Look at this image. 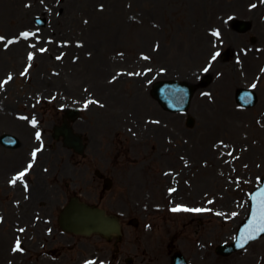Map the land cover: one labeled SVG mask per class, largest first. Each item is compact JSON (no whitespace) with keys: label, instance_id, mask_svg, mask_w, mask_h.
Returning a JSON list of instances; mask_svg holds the SVG:
<instances>
[{"label":"rangeland","instance_id":"obj_1","mask_svg":"<svg viewBox=\"0 0 264 264\" xmlns=\"http://www.w3.org/2000/svg\"><path fill=\"white\" fill-rule=\"evenodd\" d=\"M59 3L56 11L60 15L55 18V26L60 30L57 34L61 37L71 31L73 39L86 40L80 43V47L78 44L65 49H45L43 52L37 49L40 64L37 62L32 71L24 76L21 72L26 63V48H23V57L16 60L10 53L17 49L5 50L0 46V84L2 79L12 77L0 87V102H6L4 111L0 108V132H15L23 140V145L15 150L0 145V172L15 173L29 158V150L36 143H33V131L27 124L20 127L16 123L22 114H28V119L38 118L44 129V137L39 141L44 150L36 172L43 166L50 167L52 184H59L68 191L72 189L66 186L67 183L84 190L86 186L89 189L87 195L92 199L99 197L101 189L94 173L96 169L115 172L117 177L111 192L116 197L122 191L124 198L132 197V193L126 191L130 189L135 191L134 196L139 194L143 203L146 201L147 186L154 191L152 197L160 199L166 180L156 176L154 168V171L150 170L148 158L172 156L173 174L167 184L178 187L175 194L179 201L186 204L183 206L208 211L168 215L141 207L134 214L141 216L144 211L150 212L143 215L144 225L151 220L155 222L153 229L143 228L141 224L138 231L142 244H155L159 249L160 239L165 233L164 224L172 221L175 226L172 231L176 234L174 245L184 252L190 264H256L258 254L264 257V238L231 256L219 255L216 246L233 239L238 224L248 211L249 191L257 184V176L264 172V28L240 32V39L233 43L227 41V49H224L218 62L216 60L212 64L211 72L216 71L215 77L198 88L189 111L196 124L189 126L186 124L187 114L166 111L152 96L151 81L141 84V80L132 78L133 71H140L139 65L133 63L139 53L148 52L150 48L148 54L153 62L147 63L157 71L166 67L167 77L194 81L193 75L206 74L203 69L210 64L212 55L218 49L205 31L215 23L217 14L230 10L228 0H210L206 5L200 4V0H59ZM19 8L22 10L21 6ZM36 12L31 9L26 21L28 24L25 23L27 26L33 25L31 14ZM16 16L17 12L11 19L0 16V32L14 33L18 28L15 22L19 20ZM111 18L116 22L114 28L108 25L99 27L101 21L108 22ZM154 20L160 26L152 27ZM96 28V39L102 42L98 48L87 42L91 38L87 36L89 31ZM200 30L203 31L201 35ZM258 31L262 35H258ZM110 32L115 34L113 42L107 40L104 43L102 37H108ZM252 34L259 38L253 46L249 39ZM139 37L145 42L137 44ZM153 41H158L161 49L152 54ZM234 46L237 53H227L228 47ZM257 46L261 51L257 50ZM87 50L93 52L90 57L85 54ZM120 50L128 54L127 66L114 58V54L119 56ZM243 50L249 53L244 55ZM77 54L80 56L76 57ZM59 56L62 59H57ZM90 60L97 65L96 68L90 69ZM243 60L248 61V69H245ZM119 71L123 73L119 74ZM34 73L39 75V79H35ZM121 75L124 79L119 78ZM253 84L260 101L253 108H244L236 102V90L241 86L252 87ZM84 87L90 90L86 91ZM90 91L96 98L89 99L98 103L82 110L77 128L90 123L86 132L90 133L96 146H89L82 156L53 137V126L62 121V106L80 105L84 94L89 92L90 97ZM7 92L9 95L5 94ZM131 125L135 127V132L126 133L124 126ZM6 156H11L10 162H5ZM115 156H128L131 160L120 170ZM132 165L134 168L130 169ZM134 175H139V184L129 186ZM160 182L161 187L158 186ZM0 194V204L4 206L3 200L7 196L1 185ZM10 197L13 201L19 199L15 190ZM64 200L66 193L62 191L58 205ZM101 203H106V200ZM145 206L150 207L149 204ZM13 237L10 236L5 245L10 246ZM171 247L169 245L168 249ZM159 257L164 261L157 258L158 264H169L165 252L164 255L159 253Z\"/></svg>","mask_w":264,"mask_h":264},{"label":"water","instance_id":"obj_2","mask_svg":"<svg viewBox=\"0 0 264 264\" xmlns=\"http://www.w3.org/2000/svg\"><path fill=\"white\" fill-rule=\"evenodd\" d=\"M166 87L172 89H183L181 86H174L170 83L165 85L163 89L165 90ZM183 97L184 95L181 93L175 98L179 99ZM61 132L65 134L66 138L73 145H75L77 149L80 150L82 148L80 142L77 140V136L73 135L70 128L66 126V129H63ZM68 215V222L72 223L70 226H67L68 229L86 231L88 233L101 232L106 236H109L112 232H119L120 225L118 223V219L116 217L106 215L104 210L96 206H89L74 201L69 208ZM231 251L232 248L225 246L222 248V251L220 250L222 253H229ZM175 259H178V263L184 262V259H182L180 256L175 257Z\"/></svg>","mask_w":264,"mask_h":264},{"label":"snow or ice","instance_id":"obj_3","mask_svg":"<svg viewBox=\"0 0 264 264\" xmlns=\"http://www.w3.org/2000/svg\"><path fill=\"white\" fill-rule=\"evenodd\" d=\"M252 7H256L255 4L252 5ZM231 19V18H230ZM214 36L219 37L220 36V32L219 31H215L212 33ZM36 34L33 32H22L20 33L21 37L24 38H28L30 36H35ZM5 40L4 36H0V41ZM8 44L13 43V40H8L7 41ZM41 52L45 51V49H40ZM220 55L219 52H216L212 55L211 60L215 61L217 59V57ZM28 59L29 61H31L33 59V54L29 53L28 54ZM57 59H60V57H57ZM145 59H147V57H145ZM211 63V62H210ZM209 70L208 67H205L203 69L204 72H207ZM25 72H27V68L25 69ZM24 73H22L23 75ZM9 80L12 79L11 76L8 77ZM7 81H5L6 83ZM0 87H3L2 84H0ZM252 87H256L255 84L252 85ZM91 103H98L97 101H92V100H88L85 103V107H88L89 104ZM32 124L35 126V124L37 123L36 120L33 118V120L31 121ZM36 138L37 140L40 139V132L36 133ZM39 151V149L33 151L32 153V157L33 159H35L36 157V153ZM229 155H231V153H229ZM32 167V164L29 163L27 168L24 171L19 172L11 181V183L15 184L17 181L19 180H23V178L25 177L26 172L28 171V169H30ZM170 191H174V190H170ZM259 196H264V190L261 191V193H258L257 196H254L253 199L256 200L257 197ZM211 203V201H210ZM191 211V212H203V211H208V209H203V208H186V207H182V206H177L176 208H173L172 211L174 212H178V211ZM233 215H235V213H233ZM21 231H23V229H21ZM260 233H264V200H257V203L254 205V212H253V219L250 221L248 228L242 232L241 234V242L238 243V247H243L244 244H246L249 240H254L257 238V236H259ZM21 250V245H20V241L17 240L16 241V245L13 248V251H18ZM85 264H94L93 261H86Z\"/></svg>","mask_w":264,"mask_h":264},{"label":"bare ground","instance_id":"obj_4","mask_svg":"<svg viewBox=\"0 0 264 264\" xmlns=\"http://www.w3.org/2000/svg\"><path fill=\"white\" fill-rule=\"evenodd\" d=\"M89 1V0H88ZM115 23L116 22H114V20H113V18H111L110 19V21H108V22H104V21H101V25L99 26V27H103V26H106V25H108V26H114L115 25ZM97 29V28H96ZM93 35H95V31H94V29H91V32L88 34V37H91V38H89L88 40H87V42L88 43H90V44H94V45H96V47L95 48H98L99 47V45H100V42H99V40L98 39H96L97 37L96 36H94L93 37ZM105 41H107V39L105 38L104 39ZM10 54H14V57H15V59L16 60H18L19 59V51L17 50V52H16V50H13V51H11V53ZM8 59V58H7ZM88 64H89V66H90V69H92V68H96V66L97 65H95V63L93 62V61H91L90 60V62H88ZM100 64V63H99ZM95 87H97V86H95ZM41 190V187L40 186H37L36 187V191H40ZM4 237V236H3ZM0 250H1V248H0ZM1 254H4V250L2 251V253Z\"/></svg>","mask_w":264,"mask_h":264},{"label":"flooded vegetation","instance_id":"obj_5","mask_svg":"<svg viewBox=\"0 0 264 264\" xmlns=\"http://www.w3.org/2000/svg\"><path fill=\"white\" fill-rule=\"evenodd\" d=\"M118 251H122V254H120L119 257L124 258L125 263L126 259H128V264H136V259L139 258V244L134 246L129 240L128 243L126 245L123 244Z\"/></svg>","mask_w":264,"mask_h":264}]
</instances>
